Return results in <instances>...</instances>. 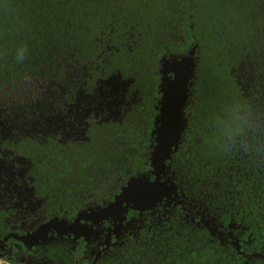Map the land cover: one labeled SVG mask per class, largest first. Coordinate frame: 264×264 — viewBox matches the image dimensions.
<instances>
[{"label": "trees", "instance_id": "obj_1", "mask_svg": "<svg viewBox=\"0 0 264 264\" xmlns=\"http://www.w3.org/2000/svg\"><path fill=\"white\" fill-rule=\"evenodd\" d=\"M193 46L187 125L167 161L182 203L147 210L98 264H264V0H0L1 97L44 80L63 107L117 73L138 90L86 139L18 142L55 215L104 204L150 170L161 58Z\"/></svg>", "mask_w": 264, "mask_h": 264}, {"label": "flooded vegetation", "instance_id": "obj_2", "mask_svg": "<svg viewBox=\"0 0 264 264\" xmlns=\"http://www.w3.org/2000/svg\"><path fill=\"white\" fill-rule=\"evenodd\" d=\"M114 75L111 74L95 82L90 90L82 91L78 88L70 101L61 103L64 104L63 107L55 104L54 99H50L55 93L50 89L45 93L41 92L39 96L35 95V99L27 97L28 99L17 107L15 106L17 104L13 103L6 104V108L0 106L2 126L0 129V258L10 263L21 264H98L110 247L114 246L111 244L106 248L104 242L107 228L112 227V220H104L100 227L102 231L87 241L83 236L76 237L69 231L65 233L58 219L71 222L76 214L66 217L55 215L48 210L46 197L39 194L35 186L32 159L21 151L18 145V142L27 139L42 141L40 139L45 140L47 136H57L60 141L67 139L79 141L86 139L93 121L96 123L120 121L131 104L139 101L140 98L138 90L131 88V80L124 83L123 78L126 77H122L119 73L116 74L117 76ZM40 81L44 82V80ZM157 90L158 104L160 92L159 88ZM19 92L10 98L16 99ZM10 123H15L13 132ZM182 197L184 196L179 194L176 198ZM176 198L170 202L173 206H177L174 203ZM183 206L184 209L189 210L185 205ZM148 211L139 212L129 209L126 214V220L130 222L128 231L138 229L143 224ZM194 216L205 220L197 210L194 211ZM52 220L56 222L50 224ZM191 222L198 224L195 219H191ZM126 232L125 229L120 239ZM31 235L34 237H27ZM110 236V243H114L116 241L114 234L111 233ZM65 244H71V250H68L71 256L66 261V257L59 255ZM49 248L55 251L51 253ZM84 258H86L85 262Z\"/></svg>", "mask_w": 264, "mask_h": 264}, {"label": "water", "instance_id": "obj_3", "mask_svg": "<svg viewBox=\"0 0 264 264\" xmlns=\"http://www.w3.org/2000/svg\"><path fill=\"white\" fill-rule=\"evenodd\" d=\"M194 53L195 46L187 54L161 58L162 75L158 85L160 98L150 132L152 137L149 152L150 170L130 176L110 201L79 210L71 222L58 219L65 233L72 232L76 237L83 236L87 241L102 231L100 227L104 220H112V227L107 228L104 241L107 248L110 245L111 233L114 234L116 243L124 230L129 229L130 222L126 220L129 209L139 212L153 210L158 204H169L178 196L177 186L169 175L167 161L177 149L187 125L185 107L194 78L196 65ZM174 203L182 201L177 199ZM54 222L56 220H52L50 224ZM203 222L212 233L215 232L207 220ZM45 226L48 227L49 224ZM27 237L31 238L34 235ZM235 244L238 248L237 242Z\"/></svg>", "mask_w": 264, "mask_h": 264}, {"label": "rangeland", "instance_id": "obj_4", "mask_svg": "<svg viewBox=\"0 0 264 264\" xmlns=\"http://www.w3.org/2000/svg\"><path fill=\"white\" fill-rule=\"evenodd\" d=\"M114 76H117V75L115 74ZM129 80H131V79L130 78L129 79L123 78L124 83H126V82L128 83ZM43 83L44 82H41V81L36 82L35 80H29L27 82L25 88H23L19 92L18 96H16V99H14L15 97L4 98V97L0 96V104H1L0 106H5L4 108H6V104L13 103V104H17V105H15L17 107L18 105H21L23 102H25L26 99H28L30 97L35 99V97H34L35 95L39 96V94L41 92L45 93L47 89L51 90V88H52L51 85H47V84H43ZM131 84H132V80H131ZM5 99L7 102H5ZM8 113L10 114V109H8ZM9 126H10L11 131L13 132L14 127H15V123H10ZM1 128H2V126L0 125V129ZM5 262H8V261L5 260L4 258H0V264H5ZM11 264H21V263H14V262L12 263L11 262Z\"/></svg>", "mask_w": 264, "mask_h": 264}, {"label": "clouds", "instance_id": "obj_5", "mask_svg": "<svg viewBox=\"0 0 264 264\" xmlns=\"http://www.w3.org/2000/svg\"><path fill=\"white\" fill-rule=\"evenodd\" d=\"M18 55L20 56L21 59L23 58V57H22V53H18Z\"/></svg>", "mask_w": 264, "mask_h": 264}, {"label": "built area", "instance_id": "obj_6", "mask_svg": "<svg viewBox=\"0 0 264 264\" xmlns=\"http://www.w3.org/2000/svg\"><path fill=\"white\" fill-rule=\"evenodd\" d=\"M5 264H11L10 262H5Z\"/></svg>", "mask_w": 264, "mask_h": 264}]
</instances>
